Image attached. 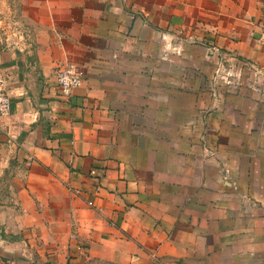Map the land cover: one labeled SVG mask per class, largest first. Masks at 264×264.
<instances>
[{
  "label": "crops",
  "instance_id": "crops-1",
  "mask_svg": "<svg viewBox=\"0 0 264 264\" xmlns=\"http://www.w3.org/2000/svg\"><path fill=\"white\" fill-rule=\"evenodd\" d=\"M8 5L30 44L0 45V264H264V0ZM222 58L248 81L224 86ZM69 65L85 80L65 99ZM124 116L148 123L147 155Z\"/></svg>",
  "mask_w": 264,
  "mask_h": 264
},
{
  "label": "rangeland",
  "instance_id": "rangeland-1",
  "mask_svg": "<svg viewBox=\"0 0 264 264\" xmlns=\"http://www.w3.org/2000/svg\"><path fill=\"white\" fill-rule=\"evenodd\" d=\"M23 23L19 18V14L10 10V7L8 5V0H5L4 4L0 5V45H2L4 48H6L8 50L11 49V50L19 52L16 49L17 47H15V44H10L11 42H17L20 46H22V47H20L22 50L21 52H25L29 48V47H27L28 44H30V31H29L28 27L26 25H24ZM18 26L21 27L23 38H20L19 35L17 34L16 29L18 28ZM7 44H10V47ZM192 45L197 47V48L194 47L195 51L201 50L200 49L201 44L195 43V42L193 43L191 41V43H186L184 45L181 44L180 46H178V48H177L178 52H179L178 56L180 58L181 57L184 58L187 56V54H190L191 50L193 49V48H191ZM177 49H176V52H177ZM215 49L216 48L208 47L206 50H207L209 55L219 57V53ZM222 60L223 61L221 62V65H218V66H222V71L224 73L221 75L220 78L218 77V79L221 80V82L224 84V86H226V84L231 86V84H232L231 79L236 80L235 84H237L239 86L242 85L243 82L246 81V78H248V77H246V75H247L245 73L246 70H244V68H246L247 65L243 64L242 62L240 63L237 61H230V60L224 59V58H222ZM184 61H185V63L183 62L182 65L188 66L191 71L193 68L197 67V64L195 63V62H197L196 59L188 58V60L185 59ZM133 63H135L136 65L141 64V67H146V65H147L145 62L144 63L139 62V60H132L131 59V60H128V62H126L127 66H131ZM179 65H181V63ZM226 72L231 73L232 75H228ZM238 72H239V75L237 76ZM234 73H236V74H234ZM136 78L137 77H134V80ZM145 82L146 81L144 79H142V81H140V83H142V84H145ZM143 91L144 90H140L139 94H143L144 93ZM146 101L139 99L137 102L143 103ZM146 112H147V110H146ZM130 113H131V111H130ZM121 115H115V117H120ZM121 118H122V116L119 119H121ZM177 118H179V116ZM124 119H125V121L123 123H121L122 124L121 130L123 131V133L125 135L124 138H125V142H126L124 147L126 149L131 145L140 147L142 153L143 154L145 153V155H147L148 154L147 148L151 145V143H149V141H148V123H146V122H144V123L140 122L139 124L134 123L132 121V116L130 118L129 117L127 118L126 116H124ZM144 124H146V125H144Z\"/></svg>",
  "mask_w": 264,
  "mask_h": 264
},
{
  "label": "built area",
  "instance_id": "built-area-1",
  "mask_svg": "<svg viewBox=\"0 0 264 264\" xmlns=\"http://www.w3.org/2000/svg\"><path fill=\"white\" fill-rule=\"evenodd\" d=\"M16 31L19 37L23 38L22 30L20 26H18ZM10 44H15V47H17L16 49L19 52L22 51L20 48L22 46H20L17 42H11ZM10 44L7 45L10 47ZM250 69L251 67L249 65H247L246 68H244V70L246 71L247 70L250 71ZM216 74L218 76L219 70H217ZM227 74L232 75L231 73H227ZM238 75L239 72L237 73V76ZM254 76L256 83L261 81L264 82V74L262 73L258 74L257 72H254ZM248 77L250 76L248 75ZM84 80H85L84 70L76 65H69L67 67L58 69L55 72V82L60 92V96L65 99L69 98L76 89L80 88L83 85ZM10 112H11V100L7 91V80L5 76L0 72V118L9 116Z\"/></svg>",
  "mask_w": 264,
  "mask_h": 264
}]
</instances>
